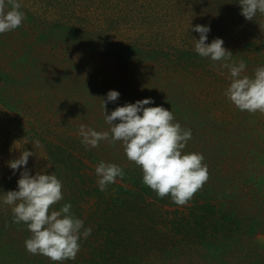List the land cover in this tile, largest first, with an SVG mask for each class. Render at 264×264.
I'll return each mask as SVG.
<instances>
[{
	"label": "trees",
	"instance_id": "1",
	"mask_svg": "<svg viewBox=\"0 0 264 264\" xmlns=\"http://www.w3.org/2000/svg\"><path fill=\"white\" fill-rule=\"evenodd\" d=\"M239 2L21 0L24 23L0 34V196L17 190L24 168L9 162L23 151L32 175L55 172L54 207L70 202L93 230L64 264H264V113L239 110L224 94L228 70L194 50V26L210 25L207 42L222 38L245 75L264 65V13L249 21ZM113 89L107 114L151 97L192 130L184 151L204 155L209 179L185 205L145 185L121 142L81 143L82 124L109 129ZM101 161L125 172L104 191ZM30 236L0 206V264H53L26 250Z\"/></svg>",
	"mask_w": 264,
	"mask_h": 264
},
{
	"label": "clouds",
	"instance_id": "2",
	"mask_svg": "<svg viewBox=\"0 0 264 264\" xmlns=\"http://www.w3.org/2000/svg\"><path fill=\"white\" fill-rule=\"evenodd\" d=\"M241 15L252 21L257 13H264V0H240ZM21 0H0V34L18 29L26 17L21 10ZM193 28V25L191 29ZM199 33L195 40V52L202 58L219 62L228 70L230 83L225 96L241 111L264 113V65L255 69L254 75H245L247 64L232 59L233 53L225 48L222 38L208 43L210 25L194 26ZM121 93L109 90L103 99L106 131L82 124L79 129L81 143L89 150L98 148L101 142H121L128 160L141 168L142 182L157 196L171 197L180 206L185 205L209 179V169L202 153L185 152L192 139V130L183 128L176 121L172 110L154 104L151 97L118 106L110 114L106 104L116 102ZM119 120V123H114ZM38 143V142H37ZM31 151H23L18 159L9 162L15 171L24 168L17 182V190L0 196V206H11L13 222L27 225L31 236L25 240L26 250L33 255L48 257L53 264L75 260L81 240L92 234L83 219L72 212V204L64 203L58 210L55 205L64 200L63 181L46 171L32 175L27 165ZM97 184L104 191L125 176L124 169L115 163L101 161L95 167Z\"/></svg>",
	"mask_w": 264,
	"mask_h": 264
}]
</instances>
